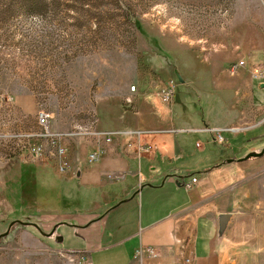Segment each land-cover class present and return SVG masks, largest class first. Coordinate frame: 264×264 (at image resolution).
Segmentation results:
<instances>
[{
    "label": "rangeland",
    "instance_id": "rangeland-1",
    "mask_svg": "<svg viewBox=\"0 0 264 264\" xmlns=\"http://www.w3.org/2000/svg\"><path fill=\"white\" fill-rule=\"evenodd\" d=\"M34 6L43 9L26 0H0V264L82 263L77 253L65 250L75 240L67 229L58 227L57 242L44 235L51 225L40 233L29 225L38 221L34 216L11 221L19 172L8 160L38 142L27 135L39 132V109L50 113L51 131L65 132V125L71 131L90 124L100 93L117 95L135 86L133 94L163 97L184 87L185 99L175 104L170 99L169 105L181 116L185 104L193 128L215 122L203 128L207 132L195 133L208 151L237 160L264 147V110L247 96L227 109L196 90L230 78L228 66L240 60L247 77L254 66L264 75L263 58L253 57L264 56V0H42ZM120 106L131 109L125 100ZM216 131L228 148L213 141ZM66 208L60 202L28 204L21 215L48 210L57 222ZM249 229H264V212ZM258 264H264V252Z\"/></svg>",
    "mask_w": 264,
    "mask_h": 264
},
{
    "label": "crops",
    "instance_id": "crops-1",
    "mask_svg": "<svg viewBox=\"0 0 264 264\" xmlns=\"http://www.w3.org/2000/svg\"><path fill=\"white\" fill-rule=\"evenodd\" d=\"M253 57L264 60L261 53ZM222 79L211 83L209 90L199 86L196 90L227 109L247 96L253 107L264 110L263 79L247 77L243 67ZM180 90L189 91L178 88L176 102L185 99ZM258 95L262 101L255 103ZM126 98L132 101L130 110L120 106ZM173 107L154 92L100 93L95 129L114 134L138 130L141 140L155 147L154 154L138 162L121 151L116 139L97 162L87 163L91 144L74 138L63 159L68 169L58 174L52 161L39 163L22 152L8 160L19 172L17 181L25 168L41 182L48 176L46 181L56 185V194L39 206L60 202L69 208L60 215L61 221L53 222L48 210L21 215V207L13 201L11 221L34 216L38 221L29 222L34 229L51 225L49 232L54 228V235L60 226L67 229L75 240L65 250L77 253L81 264H176L182 255L189 256L192 264H258V255L264 252V229L249 227L264 212V154L227 163L232 155L220 159L195 135L207 132L203 128H213L215 122L209 119L202 128H193L187 106H181V116H174ZM251 138L255 137L248 141ZM223 146L228 148L227 140ZM191 178L195 182L190 184ZM225 214L228 219L220 228L219 218ZM139 247L152 248L156 254L138 257Z\"/></svg>",
    "mask_w": 264,
    "mask_h": 264
},
{
    "label": "built area",
    "instance_id": "built-area-1",
    "mask_svg": "<svg viewBox=\"0 0 264 264\" xmlns=\"http://www.w3.org/2000/svg\"><path fill=\"white\" fill-rule=\"evenodd\" d=\"M244 66V61L240 60L236 63H232L228 66V74L234 75L238 68ZM250 74L253 78L263 79L264 75L260 67L254 66L250 69ZM130 92H135V86L129 87ZM174 91L171 88L163 97V102L169 103L173 101ZM125 104L129 107L132 106V101L129 98L125 99ZM51 115L44 109H39L35 113V123L39 129L36 134L27 135L28 137L36 138L37 143L28 144L27 152L31 156L32 160H38L43 163L52 161V165L55 167L56 172L63 173L68 169L67 163L63 161L64 157L68 153V142L74 138L82 137L88 141L92 149L86 155L87 163H95L106 152L105 147L112 145L116 139L120 141V149L124 154H131L138 162L146 157L154 154L155 147L148 143H144L140 138V131L129 130L122 133H110L105 131H98L95 129L94 119L86 127L74 128L67 132H53L50 130ZM231 130V129H230ZM212 139L219 145H225L226 140L221 136V131H216L215 135H212ZM197 148L199 143L195 145ZM195 182V178L190 179V184ZM145 253L148 257H154L156 252L152 248L139 247L135 251V255L141 257ZM83 258V257H82ZM81 259V257H80ZM176 264H192V260L187 255H182Z\"/></svg>",
    "mask_w": 264,
    "mask_h": 264
},
{
    "label": "trees",
    "instance_id": "trees-1",
    "mask_svg": "<svg viewBox=\"0 0 264 264\" xmlns=\"http://www.w3.org/2000/svg\"><path fill=\"white\" fill-rule=\"evenodd\" d=\"M27 3H30L34 8L43 9L41 6H34L35 3H41L42 0H26ZM39 8V9H38ZM127 20L131 25L135 26V19L132 14L127 12ZM176 95L173 94V103L176 102ZM48 176L44 177V180L38 179L34 171L28 168L23 169L20 174V177L15 185V197L14 204L16 208L36 204H45L50 202L56 194L57 187L53 183H48ZM16 221H20L16 220Z\"/></svg>",
    "mask_w": 264,
    "mask_h": 264
},
{
    "label": "water",
    "instance_id": "water-1",
    "mask_svg": "<svg viewBox=\"0 0 264 264\" xmlns=\"http://www.w3.org/2000/svg\"><path fill=\"white\" fill-rule=\"evenodd\" d=\"M263 154H264V147H263L258 153L250 152V153L246 154L244 157H242V158H240V159H237L236 161H238V162H242V161H245V160L250 159V158H259V157H261ZM232 161H233V160H227L226 162L229 163V162H232ZM227 219H228V215H226V214L220 216V218H219V227H220V228H222V227L225 225ZM14 223H21V222H20V221H13L12 224H14ZM36 230L39 231L38 229H36ZM54 230H55V229L53 228V229L48 233V235H46V236H48V237L54 236V237H53L54 240L57 241V242H60L62 239H61L60 237H56V236L54 235ZM7 231H8V229H7ZM39 233H40V231H39Z\"/></svg>",
    "mask_w": 264,
    "mask_h": 264
},
{
    "label": "bare ground",
    "instance_id": "bare-ground-1",
    "mask_svg": "<svg viewBox=\"0 0 264 264\" xmlns=\"http://www.w3.org/2000/svg\"><path fill=\"white\" fill-rule=\"evenodd\" d=\"M231 130L235 131L236 129L232 128Z\"/></svg>",
    "mask_w": 264,
    "mask_h": 264
}]
</instances>
